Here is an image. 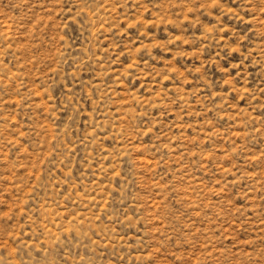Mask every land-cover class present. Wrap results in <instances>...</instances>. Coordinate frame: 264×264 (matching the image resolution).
I'll use <instances>...</instances> for the list:
<instances>
[{"label":"rangeland","instance_id":"374dc122","mask_svg":"<svg viewBox=\"0 0 264 264\" xmlns=\"http://www.w3.org/2000/svg\"><path fill=\"white\" fill-rule=\"evenodd\" d=\"M0 264H264V0H0Z\"/></svg>","mask_w":264,"mask_h":264},{"label":"bare ground","instance_id":"6f19581e","mask_svg":"<svg viewBox=\"0 0 264 264\" xmlns=\"http://www.w3.org/2000/svg\"><path fill=\"white\" fill-rule=\"evenodd\" d=\"M81 198H82V197H81ZM81 198H80V199H81Z\"/></svg>","mask_w":264,"mask_h":264}]
</instances>
